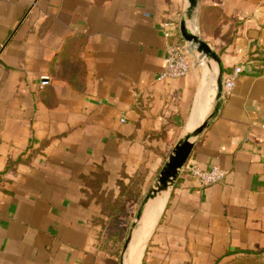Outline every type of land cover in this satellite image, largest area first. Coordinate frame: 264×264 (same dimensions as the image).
<instances>
[{"label":"crops","instance_id":"0c3cea01","mask_svg":"<svg viewBox=\"0 0 264 264\" xmlns=\"http://www.w3.org/2000/svg\"><path fill=\"white\" fill-rule=\"evenodd\" d=\"M188 6L0 0V264H120L98 243L88 178L106 173L117 195L122 173L162 168L213 113L221 67L223 79L243 71L145 208L125 264H225L264 248V0H201L193 27L221 65L196 55L186 77L158 82ZM190 163L225 177L201 187Z\"/></svg>","mask_w":264,"mask_h":264},{"label":"water","instance_id":"95a60500","mask_svg":"<svg viewBox=\"0 0 264 264\" xmlns=\"http://www.w3.org/2000/svg\"><path fill=\"white\" fill-rule=\"evenodd\" d=\"M201 0H189V6L185 18L180 24V32L182 38L189 43H193L196 45L197 50L200 54L204 55L206 59H210L216 62L218 65H221V60L219 55L210 47V45L205 42L200 35H197L192 32V30L188 27V22L192 21L194 18V13L199 5ZM217 97H216V106L213 113L208 117V119L196 130L194 131L184 143L177 147L174 155H172L166 165L163 167L158 181V187L154 188L150 191L140 206V209L137 213L136 224L133 228V231L130 233L127 241L124 245L123 255L121 257L120 264H125V257L129 249V245L132 239L133 232L137 229L145 208L158 200V198L163 195L169 188L170 184L177 178L179 169L183 167V165L190 158L192 151L195 147V139L198 138L204 130H206L210 124V121L218 114L220 108V100L222 99V91H223V69L220 68V73L217 80Z\"/></svg>","mask_w":264,"mask_h":264},{"label":"built area","instance_id":"2783aa9c","mask_svg":"<svg viewBox=\"0 0 264 264\" xmlns=\"http://www.w3.org/2000/svg\"><path fill=\"white\" fill-rule=\"evenodd\" d=\"M162 28L164 29V35L167 38H173L178 35V32L175 34L173 33L174 30L170 23L162 24ZM196 55L198 58L197 65L203 66L206 62V57L198 52L196 45L186 41L170 43L166 49L163 72L157 77V81L164 82L186 77L192 68V58L196 57ZM242 71L243 67L239 66L223 79L222 97L228 96L232 93L237 77ZM48 84V79L43 78L40 88H43ZM186 168L201 187H208L219 183L225 177L224 171L219 166L213 167L210 171H204L198 164L190 163L187 164Z\"/></svg>","mask_w":264,"mask_h":264},{"label":"rangeland","instance_id":"374dc122","mask_svg":"<svg viewBox=\"0 0 264 264\" xmlns=\"http://www.w3.org/2000/svg\"><path fill=\"white\" fill-rule=\"evenodd\" d=\"M193 25H194L193 21L188 22V26L192 30V32L199 35V31L195 29ZM187 138L188 137L182 139L179 143H177L171 156L174 155L177 147L181 146L184 143V141H186ZM167 162L168 161H166V163ZM151 167H154V165H151ZM163 167L160 168L159 170H156L155 172L154 170L149 172L148 179L145 180V183L142 185V188L140 189H138V187L140 186L139 183L140 178H137L138 182L135 185L131 186L128 189V191L124 194V196L121 198L122 203L116 214L117 216H114V219L107 222L106 228L102 230L101 235L98 239V243L100 244L101 248L102 249L104 248V250H106L110 255L111 254L117 255L119 259H121L127 238L129 237L130 233L133 231V228L136 224L137 213L140 209L143 199L150 191L158 187L159 176ZM145 172L146 171L144 169L141 170V173H145ZM139 190L141 191L140 192L141 194H138ZM121 223H122L121 226L125 229L124 238H122L123 239L122 241L116 242L115 235L117 234L119 224ZM134 243H135V238L133 240V243L131 244L129 254L131 253ZM244 257L246 256L238 255L237 256L238 259L236 258L237 260L234 261H237L238 264H240ZM249 257H253V256H249Z\"/></svg>","mask_w":264,"mask_h":264},{"label":"trees","instance_id":"16d2710c","mask_svg":"<svg viewBox=\"0 0 264 264\" xmlns=\"http://www.w3.org/2000/svg\"><path fill=\"white\" fill-rule=\"evenodd\" d=\"M137 178H140V186L138 187V189H140L145 183L146 173L140 172L135 177H129L125 173H122L120 180L117 182V186L119 188V193L117 195L115 191H111L108 193L106 191H103L102 185L107 180L106 173L93 174L90 178H88V189L85 191L89 198L88 200L90 201L91 199H96L97 203L102 206V217L97 218L95 221L96 226L100 227L101 230L106 228V224L108 221L114 219V216H117L116 214L122 203L121 198L131 186L135 185L138 182ZM140 192L141 191L139 190L138 194H141ZM121 225L122 223L119 224L118 232L115 235L116 242H120L123 240L122 238H124L125 229ZM239 255L246 256L242 259L240 264H264V248L258 249L256 251H244ZM236 258L232 261L238 259ZM232 261L228 262L227 264H238L237 261ZM116 264L119 263L116 262Z\"/></svg>","mask_w":264,"mask_h":264},{"label":"bare ground","instance_id":"6f19581e","mask_svg":"<svg viewBox=\"0 0 264 264\" xmlns=\"http://www.w3.org/2000/svg\"><path fill=\"white\" fill-rule=\"evenodd\" d=\"M189 27V26H188Z\"/></svg>","mask_w":264,"mask_h":264}]
</instances>
